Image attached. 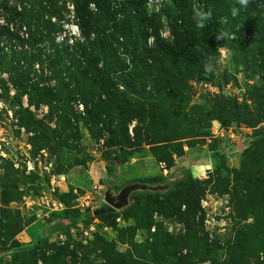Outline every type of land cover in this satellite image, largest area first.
<instances>
[{
    "label": "rangeland",
    "instance_id": "obj_1",
    "mask_svg": "<svg viewBox=\"0 0 264 264\" xmlns=\"http://www.w3.org/2000/svg\"><path fill=\"white\" fill-rule=\"evenodd\" d=\"M195 1L143 0L127 51L112 1L91 66L57 54L72 0H0V264H264V3ZM175 14L207 61L170 50Z\"/></svg>",
    "mask_w": 264,
    "mask_h": 264
},
{
    "label": "trees",
    "instance_id": "obj_2",
    "mask_svg": "<svg viewBox=\"0 0 264 264\" xmlns=\"http://www.w3.org/2000/svg\"><path fill=\"white\" fill-rule=\"evenodd\" d=\"M112 1H120L119 3L121 4V7H123L125 10V12L122 10L123 18L121 20L123 31L120 37L123 39V41H117V43L121 49L127 51V42L134 43L135 39V33L131 30V23L133 20L138 18V15L145 14L143 0H72V17L75 21V25L81 32L83 41H76L72 44H64L63 47H56L57 54L60 56L67 53V51L71 48L76 49L86 56V62L88 65L95 66L99 56L103 54L107 48L106 32L109 28L106 27V24L107 22L112 21L114 18V14L110 10ZM202 2L203 0H196L195 3H192L198 5ZM259 2L264 3V0H260ZM90 6H93V8L98 11V14L93 13L90 10ZM200 9L201 8L198 5L196 10L199 11ZM13 10L15 15L19 14L18 6ZM134 11H138L139 14H133ZM60 12V9H56L54 7L47 9L49 16L58 15V17H60ZM100 12L104 13L102 17L99 15ZM102 18H105L106 20L104 23ZM154 18V15H150V17H147V20L151 21ZM224 21H226V19L218 20L220 27L224 26ZM52 31H55V28H52ZM170 31L173 37V44L170 49L171 51H174L176 54L187 58L192 64H198L199 62L202 63L211 57L212 47L210 43L213 42V39L206 27L200 29L186 28L181 22V16L175 14L172 16V20L170 22ZM142 35L144 38H146L148 33L142 30ZM155 44L159 45L158 42H155ZM133 48L138 54L139 52L137 51V48L135 46H133ZM155 49L156 47L154 50ZM151 51L152 50H147V52ZM79 220L80 218L77 217L66 218L64 219L63 223L69 225L71 223H76Z\"/></svg>",
    "mask_w": 264,
    "mask_h": 264
},
{
    "label": "water",
    "instance_id": "obj_3",
    "mask_svg": "<svg viewBox=\"0 0 264 264\" xmlns=\"http://www.w3.org/2000/svg\"><path fill=\"white\" fill-rule=\"evenodd\" d=\"M144 185L133 184L124 187L116 197H110L109 194H106L105 201L113 208L119 209L126 205L128 194L135 189L144 188ZM107 211H111V208H108Z\"/></svg>",
    "mask_w": 264,
    "mask_h": 264
}]
</instances>
